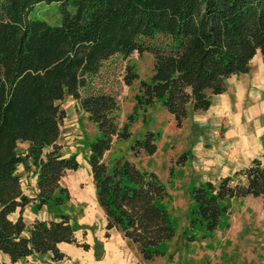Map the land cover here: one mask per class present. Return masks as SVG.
<instances>
[{
	"label": "trees",
	"instance_id": "obj_1",
	"mask_svg": "<svg viewBox=\"0 0 264 264\" xmlns=\"http://www.w3.org/2000/svg\"><path fill=\"white\" fill-rule=\"evenodd\" d=\"M44 3L58 6L54 26L39 18ZM135 52L154 57L136 109L161 101L181 128L191 110L207 112L212 97L228 91L231 77L249 74L259 52L264 63V0H0V264H8L5 256L17 264L35 254L62 261L63 243L91 249L77 240V226L64 212L36 220L29 230L23 217L31 204L37 211L59 210L71 200L62 181L80 164L60 144L66 97L79 103L99 133L87 162L106 237L118 230L145 262L166 256L161 246L177 235L163 207L167 187L133 161H105L116 141L132 138L135 118L120 126L117 98L94 88L95 78L110 59L128 60ZM123 80L126 86L139 80L133 65H126ZM157 138L148 132L131 147L134 155L154 156ZM21 143L28 144L24 153ZM20 166L36 170L34 198L22 190ZM191 196V227L217 232L232 200L264 197V154L217 184H198Z\"/></svg>",
	"mask_w": 264,
	"mask_h": 264
},
{
	"label": "rangeland",
	"instance_id": "obj_2",
	"mask_svg": "<svg viewBox=\"0 0 264 264\" xmlns=\"http://www.w3.org/2000/svg\"><path fill=\"white\" fill-rule=\"evenodd\" d=\"M39 7L40 19L53 26L58 23L60 18L57 14L60 15V12L56 4L44 3ZM127 64L133 65L139 74V80L132 86H126L123 80ZM153 68L154 57L151 53L135 52L128 60L114 57L104 64L94 84V88L112 93L117 98L120 126L128 121L129 115L135 118L131 126L132 138L116 141L112 151L105 156L106 163L113 165L130 160L140 169L155 173L167 187L168 197L163 207L177 229L175 239L160 248L166 256L153 262L143 261L135 245L127 241L124 249L131 264H264V197L232 200L231 213L223 218L221 229L213 234L199 226L191 227L192 189L208 181L217 184L264 154V116L255 115L249 120L245 116L249 108L260 111L264 97L257 100L247 96L243 104L239 103L238 113H243V116H239V123L235 117L191 110L183 126L178 128L174 117L161 101L145 110L135 107L140 82L151 81ZM236 79L240 80L242 76ZM226 94L231 112L235 114L239 100L229 81ZM61 105L66 112L60 139L63 154L76 155L81 166L77 173H67L62 181L69 189L71 200L59 210L45 207V211L52 218L59 211L71 216L77 226L78 241L90 242L94 250L86 255V264H96V261L103 260L107 237L103 235L104 215L96 201L97 193L91 184L87 159L89 144L98 138L99 133L73 98L66 97ZM148 132L157 134V153L148 156L141 152L135 156L131 147L136 141L145 139ZM19 151H26L24 143L19 145ZM183 156L186 158L182 161ZM18 172L22 188L33 194L37 180L34 167L26 169L20 166Z\"/></svg>",
	"mask_w": 264,
	"mask_h": 264
},
{
	"label": "crops",
	"instance_id": "obj_3",
	"mask_svg": "<svg viewBox=\"0 0 264 264\" xmlns=\"http://www.w3.org/2000/svg\"><path fill=\"white\" fill-rule=\"evenodd\" d=\"M252 70L249 74L246 75H241L242 79L238 80L236 79L237 76L231 77L229 81V85L231 88H233L237 94V111L235 114H232L231 112V105L230 103L228 104V95L226 93L222 95H216L212 97V106L211 108L207 111L209 113H218V115H227L230 118L235 117V120L237 123H239L241 120V117L243 116V113H238L239 109V103L244 102V99H246L247 96L253 97L254 99L257 100H262L264 97V63H263V58L261 53L259 52L255 58L253 59L252 63ZM262 95V96H261ZM241 104V105H242ZM259 106V105H257ZM262 109L259 111L256 108H249L245 113V116L248 118L247 120L251 119L255 115H263L264 116V105H260ZM259 106V107H260ZM243 110H241L242 112ZM244 136V135H243ZM26 149L28 148V144L24 143ZM61 144V143H60ZM68 157V156H67ZM79 159V158H78ZM256 159V158H254ZM252 159V161L254 160ZM80 166L81 163L78 160ZM248 167V166H246ZM245 167V168H246ZM244 169V168H242ZM80 170V169H79ZM78 170V171H79ZM241 170V169H239ZM237 170V171H239ZM78 171H70L73 173H77ZM236 171V172H237ZM88 172L91 174V169L88 164ZM235 172V173H236ZM69 173V172H68ZM227 177V176H226ZM92 187L95 190V185L93 183L92 179ZM23 192L25 195L34 198L37 194V180L35 179V189L33 194H29V192L25 191L24 188H22ZM97 201V198H96ZM98 204V202H97ZM99 206V204H98ZM34 205L31 204L28 206L24 212V221L26 223L27 229L29 230L32 226V224L36 220H42V221H49L52 219L47 212L45 211V208H43L40 211L35 210L36 208H33ZM100 207V206H99ZM101 209V207H100ZM103 212V210L101 209ZM104 215V232L103 235L106 237V217ZM19 216V213L17 212L16 214L13 215V219H16ZM110 237L106 238V241L104 243V249H105V254L103 256V260L97 262L96 264H131V260H129L128 255H126V251L124 249V245L127 244V239H125L122 234L119 233L118 230L113 229L109 231ZM77 237V236H76ZM78 240V238H77ZM129 242V241H128ZM84 243L90 245V242L85 241ZM134 245V244H133ZM136 247V246H135ZM59 249L66 255V258L62 261L55 262L52 260V255H32L17 264H86L87 262V257L86 255L90 253L91 251L93 252V248H91L89 251H85L84 249L80 247H74V245L70 244H60ZM137 249V248H136ZM40 257H43L42 259ZM2 261H5L8 264H11L10 259L8 257H2ZM103 262V263H100Z\"/></svg>",
	"mask_w": 264,
	"mask_h": 264
}]
</instances>
